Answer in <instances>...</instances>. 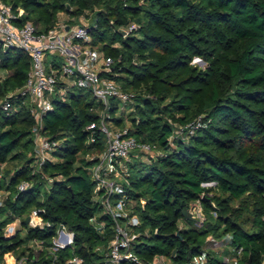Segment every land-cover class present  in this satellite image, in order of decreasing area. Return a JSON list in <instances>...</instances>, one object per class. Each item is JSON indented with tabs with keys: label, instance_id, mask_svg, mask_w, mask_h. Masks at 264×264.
<instances>
[{
	"label": "trees",
	"instance_id": "16d2710c",
	"mask_svg": "<svg viewBox=\"0 0 264 264\" xmlns=\"http://www.w3.org/2000/svg\"><path fill=\"white\" fill-rule=\"evenodd\" d=\"M1 1L14 12L22 9L16 22H31L37 33L53 28L60 13L86 17L91 12L86 25L90 45L111 60L110 71L103 74L134 93L137 117H130L128 134L161 150L156 158L142 162L136 157L128 163L124 189L140 219L130 251L138 262L189 264L202 254L208 235H217L223 225L244 263L262 264L264 0ZM194 57L206 67L191 64ZM29 68L28 53L0 48V71L6 73L0 80V100L7 98L17 107L12 113L0 109V264L11 253L26 255V264H65L74 256L84 264H109L105 249L113 237L112 222L98 213L102 208L90 176L94 159L85 156L104 149L99 129L103 107L90 90L59 82L41 129L57 145L51 158L38 164L28 98L13 94L24 85ZM122 109L111 99L105 120L123 127ZM196 118L199 125L192 134L176 135L169 143L173 124ZM11 161L20 164L11 172L3 169ZM21 181L29 184L24 190L17 188ZM211 182L213 188L202 186ZM197 199L205 211L214 202L218 215L207 217L198 229L186 221V209ZM234 201L240 207L232 208ZM31 209H43V227L28 225ZM93 219L105 223L102 233ZM14 221L19 228L5 236V227ZM61 225L72 234V243L53 253L48 246ZM33 240L45 248L33 250L28 246ZM155 257L165 262L155 263ZM205 264L222 262L207 255Z\"/></svg>",
	"mask_w": 264,
	"mask_h": 264
},
{
	"label": "built area",
	"instance_id": "2783aa9c",
	"mask_svg": "<svg viewBox=\"0 0 264 264\" xmlns=\"http://www.w3.org/2000/svg\"><path fill=\"white\" fill-rule=\"evenodd\" d=\"M22 13V9L14 12L9 5L0 0V48H20L30 56L26 81L13 94L24 95L31 102L30 113L35 119V124L31 128L34 157L40 164L46 158V154L54 150L57 145V142L47 139L41 133V129L42 115L52 109L51 96L55 93L58 83L90 90L103 107L100 112L99 129L104 134V149L88 157L94 159L90 168V176L94 182L93 193L104 214L112 222L113 237L105 249L106 259L109 264H122L124 260L141 264L130 251L133 241L139 234L137 227L140 225V219L133 212L134 202L125 192L124 184H127L128 163L138 157L139 152L150 154V157L158 156L159 149L155 144L137 141L134 136L128 134L126 126H112L105 120L107 115L104 112L111 99L118 100L122 104L121 107H124L131 102L133 94L123 91L114 79L103 74L110 71L111 60L104 58L101 52L91 47V36L86 25H69L58 20L47 32L37 33L31 22L20 24L16 22ZM124 32L126 33V30ZM47 51L62 57L58 67H54L50 62L47 63ZM10 96L11 93L8 97ZM0 109L12 113L17 107L4 98L0 100ZM198 125L199 121L188 124L184 130L186 136L192 134ZM174 137L172 133L168 139L170 144ZM93 140L94 138L91 137L90 141ZM28 186L27 181H21L17 188L24 190ZM2 196L3 192H0V204ZM196 201L195 209L202 214L201 202L199 199ZM144 202L143 198L139 199L140 205ZM41 211L43 209L31 211L28 217L30 227H43L44 222L39 214ZM15 222L19 223L18 221L13 223ZM93 222L102 233L105 223H98L95 219ZM13 223L5 227V236L15 233L16 227ZM32 243L35 248H45L41 241L33 240ZM71 243L72 234L61 225L56 229L48 249L54 253ZM235 252L237 255L233 260L239 261L238 257L242 255V251L238 249ZM1 264H9V262L6 259ZM12 264H21V261ZM65 264H84V261L81 257L74 256L66 260ZM189 264H200V260L192 259Z\"/></svg>",
	"mask_w": 264,
	"mask_h": 264
},
{
	"label": "rangeland",
	"instance_id": "374dc122",
	"mask_svg": "<svg viewBox=\"0 0 264 264\" xmlns=\"http://www.w3.org/2000/svg\"><path fill=\"white\" fill-rule=\"evenodd\" d=\"M85 15H81L78 17H69L67 16V14L65 13H60L58 16V20L61 23H66L69 21L71 25H88L91 18H92V14L89 11L85 12ZM124 30V29H121ZM52 60L56 61L57 63H61L62 62V57L59 56L57 53H53L50 51H47V63L51 62ZM191 64L198 66L199 68L204 69L206 67V63L199 57H194L191 61ZM5 72L4 71H0V80H2L5 77ZM118 84V83H117ZM119 85V84H118ZM76 90V89H74ZM134 95V93H131ZM28 98V97H27ZM26 102L28 104H30V100L29 98L26 100ZM134 99L131 100V102H128V104L126 106L123 107V113L121 114V116L124 119V125L128 127L130 124V117H137V115L135 114V105H134ZM31 106V104H30ZM119 106H122L121 103H119ZM120 110V109H119ZM195 121H198V118H196L195 120L185 124V125H176L173 124V135H183L184 134V130L186 129V126L190 123H194ZM170 123H172V121L169 120ZM158 153L161 155V150H158ZM96 153L91 152L86 154L85 156H92ZM154 154H156L154 152ZM153 154V155H154ZM138 157L141 158L142 162H144L147 158H150V154L146 155L145 153L139 152L138 153ZM147 157V158H146ZM46 158H51L50 153L46 154ZM156 158V156L154 157ZM20 163L18 161H11L8 162L3 169L7 168L10 172L12 171V169H14L15 167H17ZM134 171V170H132ZM202 186L204 187H210L213 188L214 187V183H204L202 184ZM215 192V191H214ZM216 194H218V192H216ZM201 202V201H200ZM211 208L209 211H205L204 205L201 202V207H202V214H199L196 211V205H197V201H192L190 202L189 206L186 209V221L190 222V224L198 229L200 227H202L204 225V223L207 221V217L211 216L212 219H215L218 215L216 213L217 211V206L215 205L214 202L210 203ZM231 207H240V203L239 201H234L231 204ZM33 209H31L32 211ZM31 211L28 214V217L31 213ZM103 213V210L101 209V211L98 212ZM246 218H248L249 220H251L250 215L247 213H245ZM13 223V222H11ZM14 226L16 228H19V223L15 222L13 223ZM184 224V222L180 221L179 222V227H182ZM8 225V224H7ZM249 223L247 225H245L244 227L246 229L249 228ZM223 225L219 228V230L217 231V235L214 234H209L208 237L206 238V243L203 245L202 247V254L193 258V259H198L200 260V264H205L207 261V255L208 257H214L219 259L222 264H243L244 263V258L242 255H240L238 258L240 259L239 261H234L233 258L237 255V253L235 252V249H233V247L230 245V233H226L223 230ZM5 231V229H4ZM25 233V231H20L21 236H23ZM28 246L30 248H32L33 250H37L38 248H35V246H33L32 241L28 244ZM20 251V249H19ZM17 255L15 253H11L8 255L7 257V261L9 262V264H12L14 262H19L21 261V264H26L25 262V258L26 255L24 256H19L18 258L16 257ZM14 260V261H13ZM154 262L156 263H164L165 259L161 258V257H155L154 258Z\"/></svg>",
	"mask_w": 264,
	"mask_h": 264
}]
</instances>
